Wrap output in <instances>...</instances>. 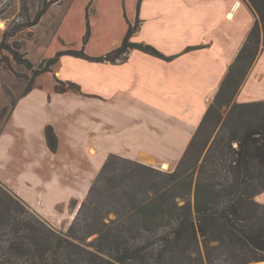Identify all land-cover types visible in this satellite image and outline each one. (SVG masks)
<instances>
[{"label": "crops", "instance_id": "1", "mask_svg": "<svg viewBox=\"0 0 264 264\" xmlns=\"http://www.w3.org/2000/svg\"><path fill=\"white\" fill-rule=\"evenodd\" d=\"M134 18L131 41L169 60L136 49L116 63L63 56L72 72L54 68L47 88L39 76L13 108L7 96L0 105L10 106L0 116V182L55 227L73 215L71 201L79 206L109 156L176 166L257 20L243 0H140ZM55 78L80 92L57 93ZM262 100L264 50L235 97Z\"/></svg>", "mask_w": 264, "mask_h": 264}, {"label": "trees", "instance_id": "2", "mask_svg": "<svg viewBox=\"0 0 264 264\" xmlns=\"http://www.w3.org/2000/svg\"><path fill=\"white\" fill-rule=\"evenodd\" d=\"M243 1L257 20L215 97L218 102L226 92L223 105L231 104L229 118L222 125L227 131L219 143L213 140L202 162L197 164L206 145L194 161L189 156L207 122L215 123L212 130L220 122L219 106L207 110L172 172L114 155L107 158L101 173L114 159L133 166L122 172L116 186L131 174L143 177L148 186L141 198L133 193L125 196L113 219L108 218L112 211L92 203L97 181L66 232L47 223L0 182L4 186L0 191V264H212L217 254L228 264L264 261V204L255 201L264 193V100L233 101L264 50V0ZM43 14L40 11L35 21ZM139 25L138 19L134 25L129 23L121 44L104 56L90 57L83 50L60 51L36 76L50 71L63 55L116 63L136 49L169 60L152 46L131 41ZM54 89L57 93L80 92L76 84L56 78ZM45 137L49 150L56 152L57 137L51 126L45 128ZM92 236L95 238L87 241Z\"/></svg>", "mask_w": 264, "mask_h": 264}, {"label": "rangeland", "instance_id": "3", "mask_svg": "<svg viewBox=\"0 0 264 264\" xmlns=\"http://www.w3.org/2000/svg\"><path fill=\"white\" fill-rule=\"evenodd\" d=\"M139 2L140 0H0V46H4V49H0V105H3L6 96L10 104L15 102L29 87L35 85L39 76L47 88L49 82L52 83L54 80L52 74L54 68L63 66L65 74L72 72L71 60H62L61 57L75 56L63 55L50 66V71L36 76V72L46 68L48 61L60 51L83 50L90 57H101L117 48L127 32L128 24L134 25L135 23L134 17ZM42 10H44V14L38 21H35L36 15ZM16 54L19 60L15 59ZM77 69L80 74H83L82 67ZM226 96L227 93H223L218 102L215 98L214 100L208 98L209 101L206 99V102L209 103L208 109L212 106H219L221 119L213 130L212 127L215 123L207 122L202 135L197 138V146L193 153H190L189 160L191 162L198 156L199 150L206 145L197 163L199 165L213 140L217 139L219 143L226 133L227 129L222 125L229 118L231 108V104L223 105ZM233 101L236 102L235 98ZM9 109L10 106L1 109V120ZM208 137L210 140L207 141ZM176 166L172 168L168 166L166 170L161 165L148 167L162 172H172ZM125 169H133V166H128L123 160L114 159L106 171L101 173L100 170L91 183L92 185L95 181L98 182V189L91 197L92 203L98 209L112 211L108 215L109 219L115 217L114 211L122 208L125 196L133 193L136 194V197L141 198L146 195L147 182L140 176L131 174L128 178L121 180L123 182L119 187L116 186ZM2 183L4 184V182ZM4 186L0 184V191L4 190ZM8 190L10 189L8 188ZM255 201L264 204V193L258 195ZM74 204L75 201H71L69 205L71 210H73L71 207ZM78 207L76 208L78 209ZM70 214H73L71 215L72 219L69 217L66 222H59L58 227L47 223L58 231L66 232L68 230L66 225L68 222L71 224L76 211L70 212ZM94 238L95 236H92L87 241ZM212 264H228V262L217 254L214 256ZM249 264H264V261Z\"/></svg>", "mask_w": 264, "mask_h": 264}, {"label": "built area", "instance_id": "4", "mask_svg": "<svg viewBox=\"0 0 264 264\" xmlns=\"http://www.w3.org/2000/svg\"><path fill=\"white\" fill-rule=\"evenodd\" d=\"M207 101H209V99Z\"/></svg>", "mask_w": 264, "mask_h": 264}]
</instances>
